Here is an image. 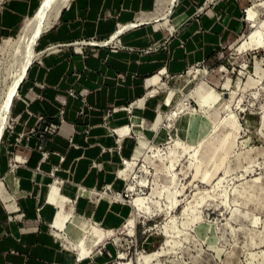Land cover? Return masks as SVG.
<instances>
[{
  "label": "crops",
  "instance_id": "0c3cea01",
  "mask_svg": "<svg viewBox=\"0 0 264 264\" xmlns=\"http://www.w3.org/2000/svg\"><path fill=\"white\" fill-rule=\"evenodd\" d=\"M40 3L3 1L0 40L15 36ZM255 4L264 0H69L38 40L0 152V264H106L103 249L80 259L56 233L51 185L60 183L76 214L121 230L134 211L119 175L124 161L172 139L156 122L173 102L153 79L181 77L236 50L248 13L260 12ZM115 35L119 47L85 44Z\"/></svg>",
  "mask_w": 264,
  "mask_h": 264
},
{
  "label": "rangeland",
  "instance_id": "374dc122",
  "mask_svg": "<svg viewBox=\"0 0 264 264\" xmlns=\"http://www.w3.org/2000/svg\"><path fill=\"white\" fill-rule=\"evenodd\" d=\"M255 6L236 50L153 79L173 102L156 122L172 139L146 144L120 171L134 207L121 230L76 214L60 183L51 185L52 227L80 259L103 249L106 264H264V5ZM29 19L0 40V152L13 125L8 97L37 51L27 49Z\"/></svg>",
  "mask_w": 264,
  "mask_h": 264
},
{
  "label": "bare ground",
  "instance_id": "6f19581e",
  "mask_svg": "<svg viewBox=\"0 0 264 264\" xmlns=\"http://www.w3.org/2000/svg\"><path fill=\"white\" fill-rule=\"evenodd\" d=\"M68 2L69 0H42L41 1L40 9L37 15L29 19L30 30H29L28 38H27V49L29 52L36 50L39 38L44 33L49 31L54 24H56V21L62 9L66 6ZM27 69L28 68L23 70V74L16 80V82L13 85V88L10 92V95L7 101L9 108L13 104V100L15 96L17 95L18 88L24 79ZM194 69H197V68H194Z\"/></svg>",
  "mask_w": 264,
  "mask_h": 264
},
{
  "label": "built area",
  "instance_id": "2783aa9c",
  "mask_svg": "<svg viewBox=\"0 0 264 264\" xmlns=\"http://www.w3.org/2000/svg\"><path fill=\"white\" fill-rule=\"evenodd\" d=\"M212 2H214V0H212ZM128 29H129V28H126V27H125V29L120 30L119 32L122 33V32H124V31H126V30H128ZM85 44H89V45L97 44V45L102 46V47H119V46H121V41H120L118 35H115V36H112V37H110L109 39H107V40H105V41H103V42H99V43H96V42H89V43H85ZM205 67H206V65H204V64H200V65H197V66H195V67L189 69V71L192 70V69H194V68L201 69V68H205ZM189 71H188V72H189ZM162 75L166 76L167 78H170L169 75H167L166 73H165V74H162ZM157 77H158V76H157ZM70 95L75 96L76 94H75L74 91L71 90V91H70ZM39 119H40L41 121L43 120L42 117H40ZM12 129H13V127H10L9 131H11ZM20 143H21V137L17 139V144H20ZM12 155H13V153H12ZM12 160H13V162H12V164H11V168L14 169V168H16L18 165L16 164V162L14 161V159H12ZM126 162H127V161H124V167L126 166ZM114 196H115V198H116V196H118V199L123 200V195L120 194V193H116Z\"/></svg>",
  "mask_w": 264,
  "mask_h": 264
}]
</instances>
